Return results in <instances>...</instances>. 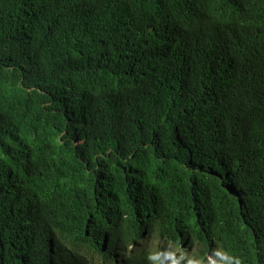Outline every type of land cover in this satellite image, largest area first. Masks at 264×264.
Masks as SVG:
<instances>
[{"label": "trees", "instance_id": "1", "mask_svg": "<svg viewBox=\"0 0 264 264\" xmlns=\"http://www.w3.org/2000/svg\"><path fill=\"white\" fill-rule=\"evenodd\" d=\"M134 232L264 264V0H0V264Z\"/></svg>", "mask_w": 264, "mask_h": 264}, {"label": "clouds", "instance_id": "2", "mask_svg": "<svg viewBox=\"0 0 264 264\" xmlns=\"http://www.w3.org/2000/svg\"><path fill=\"white\" fill-rule=\"evenodd\" d=\"M121 218L124 221L135 220L132 217H130V215L128 214L123 215ZM135 221H140L141 223H143L142 220H135ZM141 234L142 232L132 234V235H117L115 243H114L116 247H114L113 254L111 251L112 247L110 248V251H109V255H111V258L113 260V264H124L122 257L120 255V251L118 247L119 244H128L129 250H133L135 248L144 249L146 251L153 250L156 255L160 252L161 249H159L160 247L158 246V243H159L158 240H155L157 247L156 245L153 246L151 242L150 244H147V245L138 243V238L140 237ZM190 242L191 241L189 240L185 242L186 244L179 245V247L171 246L169 248V253H171V255L168 256V259H171L172 257H174L176 261L184 262L186 259L189 258L190 260L192 259L193 264H205V263L207 264H234L233 262H236L232 260L230 256L228 255V253H226V251H224L221 247L218 248L215 246H212L211 251L206 255L204 259H202V261L201 260L198 261L193 255L189 256L190 254H192V249L188 247L190 245ZM212 244H217V243L213 241ZM108 248H109V240L107 239L105 242L102 243V250L106 251ZM188 250H190L189 254L186 253V251ZM102 259H104V257Z\"/></svg>", "mask_w": 264, "mask_h": 264}, {"label": "rangeland", "instance_id": "3", "mask_svg": "<svg viewBox=\"0 0 264 264\" xmlns=\"http://www.w3.org/2000/svg\"><path fill=\"white\" fill-rule=\"evenodd\" d=\"M156 247H157V244H156ZM156 247H155V249H156ZM186 253H188V254H189V253H190V250L186 251Z\"/></svg>", "mask_w": 264, "mask_h": 264}]
</instances>
